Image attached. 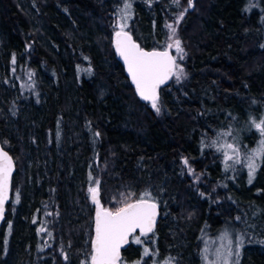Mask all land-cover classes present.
<instances>
[{
	"label": "trees",
	"instance_id": "1",
	"mask_svg": "<svg viewBox=\"0 0 264 264\" xmlns=\"http://www.w3.org/2000/svg\"><path fill=\"white\" fill-rule=\"evenodd\" d=\"M192 2L0 0V48L18 91L0 107V142L15 161L19 192L0 229V264L13 252L15 264H89L94 207L86 194L87 215L75 217L65 197L78 174L93 187L99 181L111 210L144 193L159 204L156 226L140 244L139 233L130 237L119 264H201L202 237L226 229L244 239L238 264H264V163L249 183L245 161L264 139L253 126L264 118V0ZM37 18L52 29L49 43ZM118 20L141 46L158 48L176 24L184 75L160 87L159 113L138 98L113 51ZM43 92L39 118L29 109ZM228 140L241 163L226 171L217 148ZM29 184L36 198L27 203Z\"/></svg>",
	"mask_w": 264,
	"mask_h": 264
},
{
	"label": "snow or ice",
	"instance_id": "2",
	"mask_svg": "<svg viewBox=\"0 0 264 264\" xmlns=\"http://www.w3.org/2000/svg\"><path fill=\"white\" fill-rule=\"evenodd\" d=\"M174 2L178 4L179 0H174ZM188 5L189 7L192 6V0H188ZM130 8L131 4L124 3L121 13L126 17ZM179 19H182V14L178 17L177 23H179ZM167 27L171 30L169 39L173 40L172 43L167 45V49H171L174 46L176 52L183 54L184 50L181 47V41L173 39L176 36V29L171 24L167 25ZM116 49L127 65L128 72L135 84L136 92L143 100L150 101L152 108L159 113L157 89L173 75L179 81L183 69H180L179 73L174 71L178 66L175 58L167 50L151 52L142 50L139 45L132 42L131 37L127 33L123 32V25H121V31L116 32ZM180 58L182 59L183 55ZM253 126L264 137V120L258 123L253 121ZM97 135L99 134L97 133ZM221 135H230V133H222ZM216 144L217 141L213 140L212 145ZM217 151H222L226 171L230 167L241 163L239 149L233 144H222L217 148ZM230 152L232 153L231 155L229 154ZM258 160L260 163H258ZM229 161H231V164ZM245 161L248 169L249 183H251L260 164L264 163V139H261L257 147L245 157ZM184 163L185 165L188 164L187 159L184 160ZM11 168V157L6 151L0 149V219L3 218L4 202L7 198ZM191 171L192 169L189 168V172ZM93 183L97 187H91L88 191L91 194L93 202L99 205V200L97 199L99 181H93ZM18 199L19 197L17 196ZM156 210L157 204L151 200L150 193L140 195L134 202L123 203L115 211L98 207L95 217V238L92 241L91 264H118L120 260V248L122 245L128 243L130 236L139 230V235L135 237L134 242L140 244V236L146 235L153 230ZM10 227L11 225H9ZM43 230L41 229V231ZM221 239L227 240V244L222 246L223 251L221 249L216 250L214 253L215 259L210 264H230V258L234 254L232 248L233 240L229 237L227 229L223 232ZM243 243L244 239L242 236L235 238L236 256L239 255V249ZM205 251L207 252V249ZM143 254L144 256H149L150 250L145 248ZM204 259L208 260V257L205 255Z\"/></svg>",
	"mask_w": 264,
	"mask_h": 264
},
{
	"label": "rangeland",
	"instance_id": "3",
	"mask_svg": "<svg viewBox=\"0 0 264 264\" xmlns=\"http://www.w3.org/2000/svg\"><path fill=\"white\" fill-rule=\"evenodd\" d=\"M192 4H193V2H192ZM191 7H189V9ZM37 19H38L37 21L39 22V24H40V26L42 28V29H40V33L39 34L45 39V41L47 43H49V39L48 38H49L50 34H52V29L46 23V21L44 19H39V18H37ZM117 23L118 24H117L116 30L117 29H121V25H123V29L125 28V25H126L125 22H122L121 20H118ZM169 24H171L176 29V24H174V22L171 21ZM168 32H169V34L171 36V30L170 29L168 30ZM173 39H177V37L175 36ZM172 42H173V40H170L169 43H172ZM0 43H1V34H0ZM170 50H172L173 56H174V58L176 60L177 66H178L174 71L176 73H179L180 69H183L182 68L183 66L181 64L182 63V59L180 58L181 55H183V54L176 52L174 46ZM2 54H3L2 53V49L0 48V107L3 108V106H4L5 102H6V98L8 97V91L13 93L14 95H17L18 91L13 86V81L10 78L9 74L7 73L8 69H7L6 65L4 64V62H3V58H2L3 55ZM183 75H184V72L182 74H180V76H183ZM26 79H28V76H27ZM24 83H26V81ZM68 83H69V87H70L69 88L70 89V93H72L71 95H73L74 88H73V81H72L71 77L69 78ZM32 85L33 84L29 83L28 87H32ZM39 97H40L39 106L38 107L32 106L29 109V112L35 111L34 113H36V115H38V113L40 112V108L46 106V104H47V93L46 92L38 94L37 99ZM0 112H1V110H0ZM38 117L40 118V115H38ZM263 117H264V112H263ZM260 120H264V118L263 119L260 118ZM227 143L233 144V142L231 140L225 141L223 144H227ZM233 145L236 147L235 144H233ZM229 154L231 155L232 153L230 152ZM26 155H27V160H26V165H24V166H25V169H30L31 166H32V163H33V152H32V149L30 147L27 150ZM91 182L92 181H91V179L88 176L86 177L83 174H82V176L78 174L76 177H74L72 179L71 185L69 186V188L66 189V196L65 197H66V200L68 202V208H69V211L72 212L73 215L75 214V217H80L81 218L82 216H86L87 215V209L88 208H87V200H86L85 195L87 194L89 196V191L88 190H89V188L94 186V185H92ZM27 193H28V197H27V201L28 202L27 203H30L31 201L35 200L36 193H35V191L32 188V184L28 185ZM129 194H130V192L126 191V195H129ZM12 195H13L12 202L13 201L16 202L17 201V196L19 197V192L18 191L13 192ZM89 200H90V197H89ZM27 203H25L26 205L24 204L23 207L20 206V209L23 208L22 211H21L23 216H22V219L20 221H18V224H17L18 227L21 226L23 229H26L24 227L26 225L25 223H27V221H28V218H27L28 213L26 212L27 209H28V207H27L28 204ZM70 212H67V214H69ZM93 213H94V210H93ZM81 221H84V219L81 220ZM45 224H46V222H44L43 225H45ZM5 225H7V224H5ZM5 225H3V228H6ZM78 230L80 231V229H78ZM224 231L225 230H220L219 232H217V233H215L213 235H204L202 237L201 253H200V257H201L200 263L201 264H210V262L215 259L214 253L216 252L217 249H221L223 251L222 246L227 244V240L221 239V236H222ZM3 237L4 238L6 237L5 233H1L0 234V241L2 240ZM229 237L233 240L232 248H233V252H234L233 256L230 258V264H238L239 256L235 255V247H236L235 238L238 237V236L232 237L231 234L229 233ZM90 247H91V245H90ZM3 249H4V247L2 249H0V256L4 252ZM205 249H207V252L205 251ZM77 251H79V250H77ZM239 254H240V249H239ZM205 255L208 257V260L204 259ZM16 256H17V253L13 252L11 254V256H10L8 264H15ZM124 264H136V262L130 261V262H125Z\"/></svg>",
	"mask_w": 264,
	"mask_h": 264
},
{
	"label": "water",
	"instance_id": "4",
	"mask_svg": "<svg viewBox=\"0 0 264 264\" xmlns=\"http://www.w3.org/2000/svg\"><path fill=\"white\" fill-rule=\"evenodd\" d=\"M118 31H121V29H117V30H115V31L113 32V34H112V47H113V51H114L115 55L117 56L119 62L121 63L122 68H123V71H124V74H125V76H126L128 82H129V84L133 87V90H134V92L136 93V95L138 96V98H139L142 102H150V101H145V100H143V99L139 96V94L136 92V87H135V84H134L133 81H132L131 75H130L129 72H128L127 65L125 64L123 57H121L120 54L117 52V49H116V32H118ZM123 32L127 33V34L131 37L132 42H133L134 44L139 45V47H140L142 50L146 51V52H151V51H165V50H167V51L169 52V54L173 56L172 51H171L170 49H167V47H165V48H158V47H144V46H141V45H140V44H139V43L133 38V36H132V34H131V32H130L129 30H127V29H123ZM173 57H174V56H173ZM171 77H172V76H171ZM171 77H170V78H171ZM170 78L167 79L163 84H161V85L159 86V88L157 89V95H158V96H159V89H160V87L163 86V85H165V84L170 80ZM0 149H2L3 151H6V152L8 153V155L11 157V160H12V168H11V174H10V178H9V186H8V191H7V198H6L5 202H4V213H3V218L0 219V229H1L2 224H3V221H4L5 216H6V205H7V203L10 201V197H11L12 176H13V174H14V171H15L16 166H15V161H14L12 155L8 152V150H7L5 147H3V145H2L1 142H0ZM89 197H90V201H91V203H92V205H93V207H94L93 221H92V227H93V230H92V237H91V242H90V245H91V254H90V258H89V264H91L92 241H93L94 238H95V217H96L97 208L99 207V208H104V209H108V210H111V209L106 208V207H104V206L101 204L100 199H99V193H98V196H97V199L99 200V205H97L96 203L93 202V200L91 199V194H90V193H89ZM135 200H136V199H134V200H132V201H130V202H128V203L134 202ZM151 200H152V199H151ZM152 201L155 202V203L157 204L156 217H155V221H154V224H153V228H154V227L156 226L158 220H159V216H160V207H159V204H158L155 200H152ZM111 211H115V210H111ZM137 233H139V230H137ZM129 242H130V237H129L128 243H129ZM128 243H127V244H124V245L121 246V248H120V256H121V253H122V249H124V248L128 245Z\"/></svg>",
	"mask_w": 264,
	"mask_h": 264
},
{
	"label": "bare ground",
	"instance_id": "5",
	"mask_svg": "<svg viewBox=\"0 0 264 264\" xmlns=\"http://www.w3.org/2000/svg\"><path fill=\"white\" fill-rule=\"evenodd\" d=\"M170 81V80H169ZM160 92V91H159Z\"/></svg>",
	"mask_w": 264,
	"mask_h": 264
},
{
	"label": "flooded vegetation",
	"instance_id": "6",
	"mask_svg": "<svg viewBox=\"0 0 264 264\" xmlns=\"http://www.w3.org/2000/svg\"><path fill=\"white\" fill-rule=\"evenodd\" d=\"M118 264H119V262H118Z\"/></svg>",
	"mask_w": 264,
	"mask_h": 264
}]
</instances>
